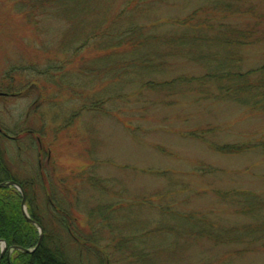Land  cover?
Returning a JSON list of instances; mask_svg holds the SVG:
<instances>
[{"label":"rangeland","instance_id":"rangeland-1","mask_svg":"<svg viewBox=\"0 0 264 264\" xmlns=\"http://www.w3.org/2000/svg\"><path fill=\"white\" fill-rule=\"evenodd\" d=\"M126 1L102 0L97 4L120 7ZM202 3L158 0L139 23L173 18ZM13 6L0 0V84L3 90L10 89L16 95L0 96V150L20 182L33 181L37 167H55L62 184L59 191L52 186L51 194L64 200L62 209L74 234L62 236L70 264H137L132 256L143 250V244L139 241L138 248H134L132 240L148 232L151 234L143 240L144 248L158 249L144 258L149 264H264V252L223 263L222 256L231 254L227 248L215 250L206 240L187 237L173 242L176 251L168 253L163 248L167 245L164 234L157 232L173 224L162 216L163 206H171L179 215L210 213L216 208L228 223L245 222L244 218L225 214L226 207L217 206L214 194L203 193L244 190L264 196V160L255 153L220 156L188 135L214 130L213 138L214 134L207 136L209 142L235 144L255 132L264 134V115L226 102L193 104L198 99L189 94L176 98L175 104L167 108L164 102L172 103L173 98L165 94L145 93L142 100H137L131 97V86L126 85L128 76L115 80L111 72H105L107 67L94 70L98 64L95 58L105 53L96 49L94 41L68 34H37ZM39 21L41 30L50 28L48 20ZM72 29H83V22ZM70 37H75L71 45L67 39ZM244 54L245 69L264 62L256 49L245 50ZM108 64L113 65V61L103 65ZM180 68L184 69H177L173 77L201 73L197 66ZM40 140L51 149L52 161H38ZM203 167L216 174L200 178L198 173ZM92 176L93 187L88 188L86 182ZM40 193L36 189L38 198ZM196 193L202 194L196 197ZM51 199L56 198L52 195ZM142 201L146 203L140 204ZM38 204L47 215H55L44 202ZM96 213L108 222H101ZM183 223L181 220V226ZM45 224L49 232L55 227L57 230L55 222ZM83 231L93 232L95 254L96 250L103 252L101 246L112 245L107 250L108 259L101 261L86 254L84 239L79 237ZM111 237L129 241L121 255L113 250ZM167 240L171 241L169 237Z\"/></svg>","mask_w":264,"mask_h":264},{"label":"trees","instance_id":"trees-1","mask_svg":"<svg viewBox=\"0 0 264 264\" xmlns=\"http://www.w3.org/2000/svg\"><path fill=\"white\" fill-rule=\"evenodd\" d=\"M5 1L14 4L17 14L37 34H43L45 37L48 33L68 34L81 36L86 41H94L96 49L105 50V53L100 55L104 60L98 59L100 56L95 58L98 64L95 63L97 67L94 70L101 66L107 67L105 72H111L115 80L128 76L126 85L131 86V97L137 100H142L145 93L165 94L166 97L174 99L170 100L172 103L164 102L167 108L175 104L176 98L189 94L198 99L193 104L198 101L226 102L243 107L252 114L264 115V62L252 69L244 68L247 64L245 50L256 49L264 58V0H198L203 3L182 15L146 23H139V20L143 19L158 0H127L120 7L114 4H97L102 0ZM61 15L65 18H59ZM41 18L50 22V28L42 27L43 31L39 28ZM36 19L37 22L34 21ZM82 22L83 29L73 31L72 26H80ZM67 39L70 44L75 37ZM85 47L86 44L83 45V48ZM112 61L113 65H103ZM194 66L201 69L199 76L173 77L177 69H184L180 67L193 69ZM0 93L4 97L16 96L10 89L3 90L1 84ZM213 132L214 130H203L190 133L188 138L203 144L210 152L220 156L233 157L255 153L264 160V134L255 132L253 136L238 143L219 145L213 141L209 142L207 138L212 136ZM214 136L215 134L212 138ZM39 139L38 137V141ZM40 141L38 161H52L51 149ZM55 172V167L49 170L43 166L37 167L33 181L20 182L6 165L4 153L0 150V184L15 182L19 185L26 198L27 216L42 229L41 244L35 251H12L13 248L32 251L37 245L39 232L23 214L21 194L14 188H0V241L6 245V252L0 264H8L9 252L10 264H70L62 244V236L73 237L74 234L67 221L68 216L62 209L64 200L61 196L51 194L54 190L52 186L59 191L62 184ZM214 174L216 171L209 167L201 168L198 173L200 178ZM92 177L86 182L88 188L93 187L91 180L95 177ZM55 179L56 181L52 182ZM36 189L41 192L39 198L35 194ZM65 192L69 197L70 194L66 190ZM201 194L195 195L200 197ZM206 194H214V200H218L217 206L226 207L225 214H232L233 218H244L245 222L228 223L222 220L220 215L223 213L216 208L210 213L191 211L179 215L178 212L172 211L171 206H163L164 209L159 207L160 211L163 210L162 216L173 223L157 231L163 233L166 238L167 245L163 248L168 253H173L176 251L174 243L184 240L185 237L194 241L206 240L213 244V249L225 247L231 253L230 256H222L223 263L264 252V196L244 190H212L203 193V196ZM52 195L56 198L55 202L51 199ZM38 201L44 202V206L53 210L55 215H47L46 211H41ZM145 203L140 202L142 205ZM176 204L175 202L174 207ZM96 215L97 218H102L101 222H108L101 213ZM211 215L214 216L209 218ZM181 220L184 221L182 226ZM45 222H55L57 230L55 227V230L49 232ZM150 234L151 232L134 236L132 240L135 241L134 248H138L139 241L143 244V250L139 249L140 251L132 256L137 260V264H149V260L144 258L150 257L158 250L144 248L143 240ZM79 237L84 239L82 248L86 254L94 255L101 261L109 258L107 250L112 248L110 243L101 246L103 252L96 250L95 254L92 245L93 232L83 231ZM109 240L115 244L113 250L117 255H121L120 251L127 249L129 243L119 237H111ZM144 253L146 256L142 257Z\"/></svg>","mask_w":264,"mask_h":264},{"label":"water","instance_id":"water-1","mask_svg":"<svg viewBox=\"0 0 264 264\" xmlns=\"http://www.w3.org/2000/svg\"><path fill=\"white\" fill-rule=\"evenodd\" d=\"M0 96H4V95L3 94H0ZM0 188H14V189H16L21 194V197H22L21 206H22L23 214H24L26 220L30 224H32L33 226H35L38 229V232H39V239H38L37 245H36V247L32 251H25V250H21L19 248H13L12 251H19V252H22V253H32L41 244V240H42V229L37 224H35L32 220H30L29 217L27 216L26 209H25V201H26V198H25V196H24V194H23V192H22V190H21V188L19 187L18 184H16L15 182L2 183V184H0ZM0 248H1V252H0V261H1V259L3 258L4 254L6 252V245H5L4 242H1L0 241ZM10 254H11V252H9L7 254V262H8V264H10Z\"/></svg>","mask_w":264,"mask_h":264}]
</instances>
